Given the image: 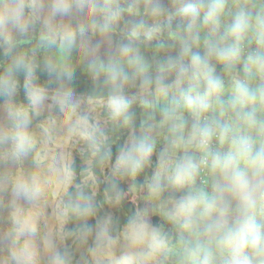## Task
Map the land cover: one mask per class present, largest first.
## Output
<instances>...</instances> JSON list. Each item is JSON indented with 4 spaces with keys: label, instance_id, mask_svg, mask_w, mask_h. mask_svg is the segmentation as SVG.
I'll list each match as a JSON object with an SVG mask.
<instances>
[{
    "label": "clouds",
    "instance_id": "9594fccd",
    "mask_svg": "<svg viewBox=\"0 0 264 264\" xmlns=\"http://www.w3.org/2000/svg\"><path fill=\"white\" fill-rule=\"evenodd\" d=\"M0 264H264V0H0Z\"/></svg>",
    "mask_w": 264,
    "mask_h": 264
}]
</instances>
